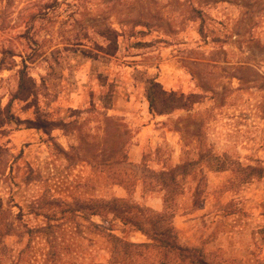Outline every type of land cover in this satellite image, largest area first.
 Segmentation results:
<instances>
[{"label": "rangeland", "instance_id": "rangeland-1", "mask_svg": "<svg viewBox=\"0 0 264 264\" xmlns=\"http://www.w3.org/2000/svg\"><path fill=\"white\" fill-rule=\"evenodd\" d=\"M153 84L175 95L157 114ZM112 197L140 221L170 211L210 264H264V0H0V204L23 236L9 255L55 212L80 245L69 260L104 264L90 222L122 225L69 212Z\"/></svg>", "mask_w": 264, "mask_h": 264}, {"label": "trees", "instance_id": "trees-1", "mask_svg": "<svg viewBox=\"0 0 264 264\" xmlns=\"http://www.w3.org/2000/svg\"><path fill=\"white\" fill-rule=\"evenodd\" d=\"M153 87L159 91L156 96L148 93L147 100L149 112L157 114V96L160 94L173 102L175 95L172 92L163 91L159 84H153ZM158 114L164 113L159 112ZM159 179L156 176L152 178L154 182ZM88 206V204L84 205L85 208H81V211H70L71 221L73 217L80 215L85 219L100 218L101 213L107 212L112 215V219L122 225L124 236L126 231H131L141 233L147 239L145 243H133L127 241L124 236L113 234L112 230L105 226L90 222L96 231L92 234L105 239L109 245L110 255L104 264H210L202 252L183 248L177 244V235L172 223L174 215L167 209L160 213L149 212L143 216L144 221H140L134 214L139 207L124 198L112 197L107 201L96 202L93 207ZM9 215L0 204V264H101L82 262L81 258L79 262L74 258L69 260L71 255L69 251L80 245L74 241L75 236L65 230L63 223H59L62 219H57L55 212L37 214L43 217L44 224L27 228L26 244L16 252L15 257L10 256L5 239L11 236L21 239L23 236L15 233L16 227L14 221L9 220ZM260 236L264 240V228L260 230ZM36 241L42 243L43 248L39 251L31 248Z\"/></svg>", "mask_w": 264, "mask_h": 264}, {"label": "crops", "instance_id": "crops-1", "mask_svg": "<svg viewBox=\"0 0 264 264\" xmlns=\"http://www.w3.org/2000/svg\"><path fill=\"white\" fill-rule=\"evenodd\" d=\"M151 129V128H150ZM150 132H152V131H150ZM156 131H154V133H155ZM135 159H137V158H135ZM141 159H142V157L140 158V160H139V162L141 161ZM136 161H138V159L136 160ZM146 205L148 206V207H151V205L147 202L146 203ZM155 210H159L158 208H154Z\"/></svg>", "mask_w": 264, "mask_h": 264}]
</instances>
